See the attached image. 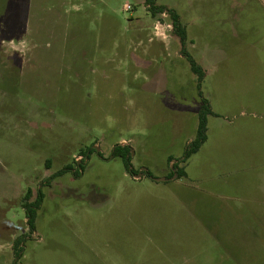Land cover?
Listing matches in <instances>:
<instances>
[{"label": "rangeland", "instance_id": "1", "mask_svg": "<svg viewBox=\"0 0 264 264\" xmlns=\"http://www.w3.org/2000/svg\"><path fill=\"white\" fill-rule=\"evenodd\" d=\"M156 5L201 82L145 0H0V264H264V8Z\"/></svg>", "mask_w": 264, "mask_h": 264}, {"label": "trees", "instance_id": "2", "mask_svg": "<svg viewBox=\"0 0 264 264\" xmlns=\"http://www.w3.org/2000/svg\"><path fill=\"white\" fill-rule=\"evenodd\" d=\"M146 7L148 8V11L155 15L156 13H166L172 23V28L174 34L179 38L180 45L182 47L181 49V55L185 57L190 65V70L194 75L197 76L198 81L201 82L204 78V72L202 68L194 61V59L185 51L186 46V40H187V34H186V28L181 23L180 17L177 14V12L173 9H168L165 6L156 5V0H145ZM212 111L210 109L209 103L206 99H203V104L200 108L199 115H198V125H197V131L195 138L187 145L183 158L181 159L182 162H186L188 159L191 158L194 154H196L201 146L206 141V132H207V116L211 115ZM115 158L120 157L122 158L124 162V166L127 172H132L131 166H130V154L129 150L125 146H117L114 148V151L112 153ZM177 173V179L185 178L186 173L183 170H176ZM64 174V171L58 172L50 177V180L54 179L55 177L61 176ZM43 193L41 190H39L36 193L35 199L33 201H30L31 198V191L28 190L25 194L22 202V208L25 211L26 219H27V225L30 232H33L35 229V218L37 210L41 207L42 201H43ZM23 242V237H18L15 239L13 244V250L14 255L17 258L16 262L14 264H17L18 259H20L22 255V247L21 243Z\"/></svg>", "mask_w": 264, "mask_h": 264}, {"label": "flooded vegetation", "instance_id": "3", "mask_svg": "<svg viewBox=\"0 0 264 264\" xmlns=\"http://www.w3.org/2000/svg\"><path fill=\"white\" fill-rule=\"evenodd\" d=\"M113 151H114V149L112 150V153H113ZM93 152L95 153V149H93ZM97 155H98V157H100L101 158V156L99 155V153L97 152ZM101 159H103V158H101ZM78 170L79 169H81V167L78 165V168H77ZM130 174L132 175V176H135V174L133 173V171L132 172H130ZM173 175H175V179L177 178V173H176V171H174L173 169L171 170V172H170V174H169V179L173 176Z\"/></svg>", "mask_w": 264, "mask_h": 264}, {"label": "water", "instance_id": "4", "mask_svg": "<svg viewBox=\"0 0 264 264\" xmlns=\"http://www.w3.org/2000/svg\"><path fill=\"white\" fill-rule=\"evenodd\" d=\"M97 150V149H96ZM135 179H139L141 177V174H137L135 176H133ZM175 179V175H173L169 180H174ZM157 182H165L167 181V179L165 178H160V179H156Z\"/></svg>", "mask_w": 264, "mask_h": 264}, {"label": "crops", "instance_id": "5", "mask_svg": "<svg viewBox=\"0 0 264 264\" xmlns=\"http://www.w3.org/2000/svg\"><path fill=\"white\" fill-rule=\"evenodd\" d=\"M262 8H264V0H255Z\"/></svg>", "mask_w": 264, "mask_h": 264}]
</instances>
